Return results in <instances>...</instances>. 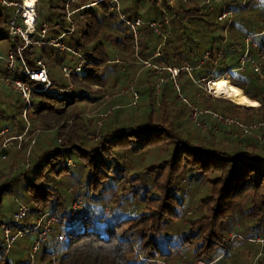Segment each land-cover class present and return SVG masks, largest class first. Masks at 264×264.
<instances>
[{
  "label": "trees",
  "instance_id": "obj_1",
  "mask_svg": "<svg viewBox=\"0 0 264 264\" xmlns=\"http://www.w3.org/2000/svg\"><path fill=\"white\" fill-rule=\"evenodd\" d=\"M64 1L37 0L35 27L45 23L55 31L61 30L55 36L54 32L47 35L48 27L46 38L62 35L57 42L65 48L60 49L55 44L27 46L22 51L26 65L32 69L35 67L34 60L40 59L57 89L67 86L71 90L78 89L75 93L61 91L68 97L65 99L67 108L76 102L94 103L105 97L110 112L99 119L102 127L99 141L89 143L84 134L95 129L93 117L83 113L82 108L75 112L74 117H70L67 108H54V100L64 101V96L46 92L30 94L25 139L13 151L19 155H14L16 160L28 158L26 168L13 177L21 178L35 203L36 208L30 212L34 218L43 211L67 213L68 200L59 195L60 191H64L63 185L58 188L52 176L68 172L71 167L61 166V163L74 158L73 162H80L79 166L72 169L73 173L62 174V179L82 176L87 189L86 195H81L84 202L82 210L95 219L54 225L51 233H55V238L48 235L47 240L39 244L36 253L45 242L51 248L42 258H48L49 264H147L146 259L173 264L182 256L188 264L197 260L205 264L213 258H217L215 262H218L221 259L219 256L224 253V257L227 256L235 239L250 242L249 239L264 238V88L261 86V83L264 84L261 78V73L264 76V31L261 30L262 11L261 17L260 14L256 17L244 15L261 5L263 10L264 0H258V4L249 1L244 7H241L244 3L240 4V1L235 4L222 0L211 11L196 6L195 0L187 3L176 0L172 5L168 0H160V4L156 0H127L122 6L119 3L120 11L127 18L139 17L143 22L138 27L135 49L129 27L107 7L106 2L79 8L94 0L74 1L69 5L72 13L66 16L62 7ZM145 6H148L147 10ZM97 7L106 10L107 14H101ZM140 8L144 13L153 8V17L139 15ZM221 11H230L231 17L226 41L218 53L221 41L218 30L224 24L217 21L216 16ZM164 13L169 17L167 25L161 21ZM184 16L186 20H183ZM153 21L160 22L161 34L148 25ZM57 23L59 28L55 27ZM204 30L209 34L215 31L217 35L210 40L202 35L201 39L208 43V47L202 52L196 51L198 42L190 34ZM248 35L251 37L246 50L244 38ZM4 39L7 37H1L0 41ZM105 43L113 50L125 51L135 58L137 65L127 62L134 75L139 72V63L140 67L149 68L151 74L158 78L155 87L171 81L165 67H177L178 73L174 78H183L184 84L192 88V100L200 110L236 118L247 127L257 126L252 127L250 133H243L240 128L218 123L205 113L204 118L216 126L215 130L210 124L211 129L206 128L202 137L196 131L181 137L172 124L165 121L156 123L162 113L179 114V111L162 109L160 104L157 118L151 119V114L146 119L141 117L134 109L123 106L120 95L124 93L120 92L121 89L111 93L104 87L102 65L107 61ZM252 43H255L254 47ZM150 46H153L151 51L148 49ZM130 49L133 50L130 52ZM205 52L208 54L203 58ZM61 54L69 57L67 63H64ZM234 56L238 59L235 63L238 66L228 62ZM79 60H83L79 71L69 75L62 73L63 64L73 67ZM253 61L258 64V72L253 69ZM245 64L257 74L248 84L240 78L228 77V73L243 71ZM185 66L190 67L189 74L195 83L182 69ZM200 66L206 67V70L194 74ZM58 67L62 78L67 81L62 86L53 78L52 72ZM0 75L6 73L0 69ZM221 78H228L229 81ZM200 79L202 83L198 86ZM131 81L126 87L131 92V98L133 92L138 97ZM208 82L217 84L220 97L235 95L243 106L238 108L227 101L217 102L219 98L207 92ZM91 85H95L100 93L92 92L88 88ZM171 88L177 90L178 85L173 86L171 82ZM17 100L23 108L24 103L17 96L7 100V103L16 105ZM246 105L254 108L246 109ZM21 110L19 108L20 119L17 120L15 113L7 111L0 99V129H5L0 142L5 136L23 132ZM232 111L248 114L250 121L233 116ZM66 117L68 125H64ZM253 131L257 135L255 138L252 137ZM59 139H63L65 144H54ZM37 142H41L43 151L32 160V149ZM54 162L58 165L57 171L52 167ZM184 177L201 184L202 194L181 190L179 184ZM186 184L185 181L182 185ZM192 202L195 203L193 209L188 206ZM104 205L109 206L108 214L103 212ZM21 227L28 228L27 224ZM60 233L65 236L58 241L56 236ZM230 233L238 237L230 238ZM250 243L257 247L253 259L260 252L256 259L262 258L264 264V246Z\"/></svg>",
  "mask_w": 264,
  "mask_h": 264
},
{
  "label": "rangeland",
  "instance_id": "obj_2",
  "mask_svg": "<svg viewBox=\"0 0 264 264\" xmlns=\"http://www.w3.org/2000/svg\"><path fill=\"white\" fill-rule=\"evenodd\" d=\"M126 1L127 0H118L121 6L124 5ZM228 1L233 2L235 4L238 1H240V4L244 3V5H242L241 7H244L246 4H248L247 2L249 1H254L257 4L259 3L258 0H228ZM261 3H263V1H261ZM262 6L263 5H261V7H258L255 10H250L244 14L246 16L253 15V17H256L260 14V17H261V11H262L261 30L264 28V9L261 10ZM155 7L159 8V6L157 5H155ZM97 8L101 14H104V13L107 14L106 10L105 12L100 7H97ZM147 8L148 6H145L146 10ZM138 12H139V15H142L143 17H146V16L153 17L154 10L153 8H151L150 11L144 13V10L140 8L138 9ZM0 15H1L0 38H1V37L6 36L7 25L13 15V8L6 7V6H0ZM253 25L255 26L256 24H253ZM48 27H49V30L47 32V35H52L51 33L54 32V36H55L62 32L61 30H56V31L53 30L52 27L49 25ZM202 35H206L208 39L210 40L211 37L216 36L217 33L213 31L212 33L209 34L207 33V30H204V31L194 32L193 34H190L191 38L198 42L196 51L202 52L203 49L208 47V43L204 42V40L201 39ZM262 38L264 40V36ZM136 44L137 42H135V48H136ZM8 45H9V42L7 39L0 41V46H2L3 49L6 48ZM152 45L154 46V44ZM153 46L148 47V49L151 51L153 49ZM132 50L130 49V52ZM60 56L65 59L64 63H67V61L69 60V57L65 54H61ZM235 57L236 56L229 58L228 62L229 64L231 63L234 66H238V63L237 65L235 64L238 60ZM105 60L107 61L102 65L104 87L107 90V92L110 91L111 93L123 88L122 91L124 94L120 95V98L122 99V103L124 104L123 105L124 107L127 106L129 109H134L135 111L138 112V114L141 117H144L145 119L151 114V119H152L154 117L157 118L159 116V105L161 104L162 109L176 110V111H179V114L166 113V112L162 113V116L160 117L159 121H156V123L165 121L166 123L172 124L173 127L176 128V131L179 134V136L181 137H184V136L186 137L187 135L186 133H193L194 131L197 132L198 136L202 137L203 134L206 132V129L204 130L202 128H199L196 125V121L190 118L191 116L190 106H195L196 108L197 106L192 100L193 99V95L191 93L192 88L184 84L183 78H174V77L172 78L171 77V81L167 80L165 83L157 85L155 87L158 78L154 77L151 74V70L149 68H142L140 67V63H139V66H138L139 72H137V74L134 75V70L128 66L127 62L132 63L135 66L137 65V63L135 62L136 61L135 58L131 54L130 55L127 54L125 51L113 50L112 47L108 43H105ZM204 70H206V67H201V66L197 67L194 70V74H200ZM52 73H53L54 80L58 81L59 86L65 85L67 83V81L62 78L61 73L59 71V67L58 69L55 68V70H53ZM126 74H127V78H124ZM254 76H257V74L252 72L248 64H245L243 71H233L231 73H228V77H232L235 79L240 78L241 80H243V82L245 81L247 84L250 82L249 80L254 78ZM224 77L226 76L224 75ZM261 78L264 80V76L262 75V73H261ZM221 79L227 82L229 81L228 78H221ZM131 80H133L134 91L138 93V97L135 99V102L133 105H131L132 104L131 100L133 99L131 98V92L126 87L128 82H132ZM171 82L173 86L178 85L177 90H174L173 88H171ZM201 83L199 82L198 86H200ZM209 83L210 82H208L206 86L207 91L209 90V85H210V88L212 85V83L210 84ZM201 86L204 87V85H201ZM261 86L264 88L263 83H261ZM70 88H71L70 86H67L64 89L59 90L55 87V92H53L52 94L56 96H60V97L64 96V101L56 102V100H54L55 102V104L53 105L54 108L56 107L60 109L67 108L65 106V101H66L65 99H68V97H66V95H62V93L71 90ZM88 88L91 89L92 92L98 91V93H100L99 90L96 89L95 85H91ZM240 88H243V87H240ZM76 91H78V89L75 87L70 92L75 93ZM37 92H45V91H36L35 93ZM220 94L221 93H219L218 95L219 99L217 100V102L227 101V102L233 103L232 101L226 99L227 97L226 98L220 97ZM16 96L17 94L12 89L6 88L4 86H0V99L2 102V106L7 111H12L13 114L15 113L17 120H19L20 119L18 117L19 108L21 110L22 103L19 102L18 100H17L16 105L7 103V100L16 98ZM101 97H102V94H101ZM105 100L106 98L102 97L101 100L96 101L94 103L88 102V101L76 102L74 105L70 106V108H67L66 110L68 111V114L70 115V117H74L76 116L75 112L76 111L79 112L82 108L84 111L83 113H86L87 115L94 118V124H96L95 129L93 131H89L84 134V139L89 143H96L100 139V133H102V127L100 128L99 119L105 118L107 114L110 112L109 111L110 108L105 103ZM129 102L130 104H128ZM164 102L166 103L165 106H163ZM233 104L236 105V107L240 108L239 105L235 103ZM247 104H248V101H247ZM213 106L216 107L215 104ZM242 106L243 104H241V107ZM244 108L251 110L254 107H248V105H246V107ZM231 113L233 114V116H236L239 119H243V120L247 119L250 121V119L247 118L248 114L242 115L240 114V112L237 113L236 111L234 112L232 111ZM232 119H236V118H232ZM67 120H68V117H66V120L64 121V125H68L69 120L68 121ZM236 120L239 121L238 119ZM197 121L200 122L202 120L201 118H197ZM204 121H206L207 124L209 123L208 129H211L210 124L212 123L208 122L205 118H204ZM211 126H213L212 129L215 130L216 126L213 124ZM255 136L257 135L253 131L252 137L255 138ZM54 144L64 145L65 141L63 139H59V141ZM13 145H14L13 143L10 144V149L6 151V155H7L6 160L5 159L0 160V188L2 189L0 191V224L8 223L11 220V213L13 212L16 204L22 203L28 207L29 213L24 217V219L20 222V224L21 225L27 224V227H29L31 224H33L35 220L33 213H31L30 211L34 210L36 207H35V203H33V201L30 199L29 192L25 190L24 182L21 180V178L13 177L14 174H17L21 170H23L21 167H19V163L23 161V159L22 160L15 159L14 155H17L18 157L19 155L18 153L13 152L16 149ZM54 148L55 146L52 149ZM42 151L43 149H42L41 142H37L36 147H33L32 149V160L35 157L39 156ZM72 159L71 160L67 159L66 162L61 163V166L71 167L69 168L68 172H62L61 174L56 173L54 176H52V178H53V182L55 183L56 186H58V188L60 187L61 184L63 185L64 191H60L59 195L64 200L66 201L68 200L67 212L70 211L71 207L74 205L75 210L72 211L71 216H74V219L72 221H75V220L81 219V217L85 215V213H87L84 210H82V208L84 207L82 196L84 197L86 195L87 189H85L86 183L83 181V178L81 175L79 178L66 177L62 179L63 177L61 176L62 174L73 173V170L79 166L80 162L78 163H76V161L73 162ZM52 167L54 168V171L58 170V165L56 163L52 165ZM181 178H183V175L181 176ZM193 180L194 179H191V181H189L188 178L184 177V179L182 180L184 182L182 183V181H180L179 188L186 192L195 191L197 195H201L203 192V186L201 184L197 185ZM185 181L187 182L186 186L182 185V184H185ZM78 190H80V193L78 192ZM187 198L188 196L186 197V200ZM73 202H75V204ZM100 203L103 204L104 202H100ZM194 205H195L194 202L188 204V206L191 207L192 209ZM98 208H101V206H98ZM125 208L126 207H124V209ZM106 211L108 214V211H109L108 205H104L103 207V212L105 214H106ZM63 215H66V213ZM188 215H189L188 212H186V216ZM12 231H13V228H12ZM0 237H1V231H0ZM50 237L55 238V233L53 234L50 233L49 238ZM34 240H35V233L33 231L27 232L22 237L17 238L15 242L11 245V247L8 249L7 253L0 254V264H5V263L24 264L26 260V255L29 252L30 247ZM229 246H230V243L228 244V248ZM50 248H51L50 245L44 242L39 247V250L35 255L34 264H49L47 260L48 258L47 259L42 258V255L45 252H49ZM228 251L229 252L227 253V256L224 257L225 255L224 253L223 255L219 256V258L221 259L218 262L214 261L215 263L214 262L213 263L214 264H262L261 262L262 258L258 260L256 259L258 255L253 259V256L255 252L257 251L256 245H253L252 243L246 240L243 242H240L237 239L233 240L231 242V248H229ZM58 256H59V252L56 253V257ZM184 260L185 258L182 256L178 261H184Z\"/></svg>",
  "mask_w": 264,
  "mask_h": 264
},
{
  "label": "built area",
  "instance_id": "obj_3",
  "mask_svg": "<svg viewBox=\"0 0 264 264\" xmlns=\"http://www.w3.org/2000/svg\"><path fill=\"white\" fill-rule=\"evenodd\" d=\"M37 0H0V6L12 7L13 15L8 22L6 29V37L9 42V45L6 48H0V68H2L6 75H0V86H4L6 88H10L17 94V97L24 103V106L21 110V119L24 123L23 132L19 135L4 137L0 142V160L6 159V151L10 149V144H14L15 148L20 147L23 140V135L29 125V118L26 113V108L30 102V94L36 91H45L48 93L55 92L54 81H52L47 74V69L44 63L40 59H35V67L30 69L26 65V61L23 57L22 51L30 45H44V44H55L60 49H64L65 47L57 42V39H60L62 35H59L57 38H46V32L48 27L45 23H42L39 28L35 27V3ZM77 0H65L62 4V7L65 11L66 16H69L72 11L69 9V5ZM176 0H168V3L172 5ZM182 3L191 2L193 0H178ZM196 6L203 7L206 11H211L215 9L222 3V0H195ZM95 2H106L107 7L114 11L118 18L129 27L132 40H133V48L135 49V42L137 41L139 31L138 27L143 24L142 20L139 17L134 19L127 18L119 9L118 0H94V2L83 5L79 8H87L91 7ZM157 4H160V0H156ZM231 12L230 11H221L217 14V21L223 22L224 26L218 30V34L221 38L220 44L218 45V53L221 51L223 44L226 41V29L230 22ZM183 20H186L185 16ZM163 24H168L169 17L166 13L162 16L161 19ZM148 25L153 28L154 32L161 34L159 30L160 22L153 21L149 22ZM56 28L60 27V24L57 23L55 25ZM264 31V28L262 29ZM250 35L244 38L245 49L247 50V43H249ZM252 46H255V43H252ZM245 52V51H244ZM208 52H205L203 58L207 57ZM83 60H79V62L73 67L67 64H63L61 66V71L64 75H69L79 71V68ZM252 66L254 71L258 72V64L256 62H252ZM165 69L170 73V76L173 78L178 73V68L174 66L165 67ZM185 70L187 76L195 83V80L189 74L190 67L185 66L182 67ZM156 70H159L156 67ZM202 82V79L198 80ZM36 85H39L38 87ZM123 89L120 92L123 93ZM211 96H216L212 92L209 86V90L207 91ZM132 104L137 98L136 93H132ZM190 118L196 121V125L199 128L206 129L208 128V124L204 121V114L208 113L213 119H215L218 123L230 125L232 124L235 129H241L243 133H248L250 129L257 126L253 125L247 127L243 125L241 122L236 119H232L229 117H221L216 113L200 110L198 107L190 106ZM106 116V114H105ZM104 116V117H105ZM197 118H201L202 121L198 122ZM5 133V129H0V136ZM250 133V132H249ZM257 137V136H255ZM32 141L30 142V145ZM28 162V158H25L23 161L19 163V167L26 168V164ZM66 164V163H65ZM75 204V202H73ZM74 205L71 207V210L66 213V215L53 213L50 211H43L39 213L34 219L33 224L28 228H22L20 222L27 215L29 209L26 205L22 203H17L13 212L11 213V220L8 223L0 224V254H5L11 245L15 242V240L19 237H22L27 232L35 233V240L33 241L29 252L26 255L25 264H34L35 254L38 249L39 244L47 240L48 235L52 232L53 226L57 224H68L71 223L74 219L72 215V211L74 209ZM82 213V212H81ZM89 219L94 221L95 219L89 216L87 213L81 217V219L75 220H85ZM74 222V221H73ZM13 228V231H12ZM65 234L60 233L56 236L58 241L64 239ZM236 236L230 233V238ZM250 242L257 243L259 246H264V238L257 237L255 239H249ZM258 252L257 255H259ZM256 255V256H257ZM217 258H213L210 262L205 264L213 263ZM147 264H166L160 260H152L146 259ZM173 264H188L184 261H179ZM192 264H204L202 261H194Z\"/></svg>",
  "mask_w": 264,
  "mask_h": 264
},
{
  "label": "bare ground",
  "instance_id": "obj_4",
  "mask_svg": "<svg viewBox=\"0 0 264 264\" xmlns=\"http://www.w3.org/2000/svg\"><path fill=\"white\" fill-rule=\"evenodd\" d=\"M210 89L212 90V92L214 93V95H216V97H218V95H219V88H218L217 84H212ZM226 99L232 101L233 103H235V104H237V105H239L241 107V104L242 103L240 102V99L237 96H235V95H229Z\"/></svg>",
  "mask_w": 264,
  "mask_h": 264
},
{
  "label": "crops",
  "instance_id": "obj_5",
  "mask_svg": "<svg viewBox=\"0 0 264 264\" xmlns=\"http://www.w3.org/2000/svg\"><path fill=\"white\" fill-rule=\"evenodd\" d=\"M0 69L3 70L2 68H0ZM3 71H4V70H3ZM4 72H5V71H4ZM240 102H241V101H240ZM241 103L243 104V102H241ZM257 254H258V253H257ZM257 254H256V255H257ZM255 257H256V256H255ZM255 257H254V258H255Z\"/></svg>",
  "mask_w": 264,
  "mask_h": 264
},
{
  "label": "clouds",
  "instance_id": "obj_6",
  "mask_svg": "<svg viewBox=\"0 0 264 264\" xmlns=\"http://www.w3.org/2000/svg\"><path fill=\"white\" fill-rule=\"evenodd\" d=\"M55 87V86H54ZM213 97H216V96H213ZM216 98H219V97H216Z\"/></svg>",
  "mask_w": 264,
  "mask_h": 264
}]
</instances>
